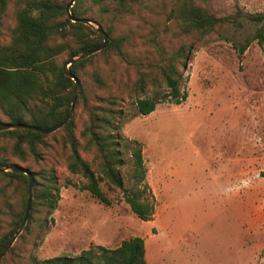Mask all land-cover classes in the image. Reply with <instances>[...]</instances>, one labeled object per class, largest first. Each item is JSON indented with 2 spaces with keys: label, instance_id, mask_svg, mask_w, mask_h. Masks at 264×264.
Returning <instances> with one entry per match:
<instances>
[{
  "label": "rangeland",
  "instance_id": "rangeland-1",
  "mask_svg": "<svg viewBox=\"0 0 264 264\" xmlns=\"http://www.w3.org/2000/svg\"><path fill=\"white\" fill-rule=\"evenodd\" d=\"M171 6L172 0H140L130 13L117 16L90 5L91 22L122 38V54H98L78 73L90 104L116 96L122 109L120 140L140 144L142 198L153 206L149 220L138 219L121 191L104 181L99 186L110 203L98 202L82 187L85 179L65 169L66 148L47 137L42 164L55 169L59 199L48 213L41 209L28 218V209L27 232L24 225L22 238L16 236L13 251L0 264L76 255L97 244L112 248L135 235L145 243L146 264H264V177L259 175L264 170V39L260 44L252 39L260 23L248 19L264 16V0H207V10L221 21L202 36L181 33ZM14 7L11 0L1 17L2 41L14 23ZM180 42H192L180 70L182 99L161 97L163 87L132 94L139 73ZM67 58L62 52L55 60L61 65ZM93 70L103 85L92 81ZM142 97L156 101L146 115L135 110V99ZM75 101L76 94L70 117L77 134L86 112ZM0 153L35 168L29 158L22 162L10 155L7 140H0ZM80 155L90 160V153L80 150ZM122 157L127 186L129 149ZM14 205V193L0 189V232Z\"/></svg>",
  "mask_w": 264,
  "mask_h": 264
},
{
  "label": "trees",
  "instance_id": "trees-1",
  "mask_svg": "<svg viewBox=\"0 0 264 264\" xmlns=\"http://www.w3.org/2000/svg\"><path fill=\"white\" fill-rule=\"evenodd\" d=\"M11 0H0L1 17ZM14 23L8 30L7 40H0V111L2 124H29L48 128L59 122L66 114L73 82L66 77L55 57L66 52L72 56L97 46L101 35L90 25L67 18L62 0H13ZM140 0H74L69 11L73 17L95 21L89 14L90 5L100 11L111 10L121 16L132 11ZM88 2V6L84 3ZM207 0H172L171 11L178 19L181 33H194L196 36L212 30L221 18L209 12ZM250 21L260 23L252 34L260 44L263 39L264 16L251 15ZM96 24V23H95ZM107 34V42L99 51L74 60L68 65L69 71L78 79L79 71L98 54L112 52L121 56L122 38L112 36L111 30L102 27ZM246 43L239 46L243 51ZM192 47V42H180L165 57L155 64H148L146 71L140 72L132 83V94H142L145 87H163L161 97L182 99L179 90L180 70ZM91 78L97 85H103L100 73L93 70ZM97 104L87 101L83 88L77 87L75 103L86 112V119L75 134L72 117L52 133L42 134L25 128L0 130V140L9 141V153L19 161L29 158L35 168L25 165L32 176L29 216L43 209L50 212L57 204L58 178L55 169L42 164L43 149L48 145L46 138L59 142L66 148L65 169L85 179L82 186L98 202L109 204L110 200L101 190L99 183L104 181L108 188L121 191L129 210L140 220H149L153 206L142 198L145 191L144 164L137 140L121 141L117 133L118 120L122 109L114 95L97 97ZM156 101L150 97L135 99L137 114L146 115L154 109ZM129 149L131 169L124 185L121 167L124 164L122 153ZM80 150L90 153V160L80 155ZM17 164L0 153V167ZM20 165V164H18ZM22 166V165H21ZM93 166V167H92ZM264 177V170L259 172ZM27 176L21 172L1 171L0 189L10 190L15 195V205L7 211V221L0 232V250L9 241L21 223L26 202ZM27 223L23 232H27ZM21 232L18 237L22 238ZM13 251L12 246L7 250ZM30 264H146L143 239L130 236L108 248L95 245L81 249L76 255H57L43 259H32Z\"/></svg>",
  "mask_w": 264,
  "mask_h": 264
},
{
  "label": "water",
  "instance_id": "water-1",
  "mask_svg": "<svg viewBox=\"0 0 264 264\" xmlns=\"http://www.w3.org/2000/svg\"><path fill=\"white\" fill-rule=\"evenodd\" d=\"M73 1L74 0H68V2L64 6V10H65L67 18H69L71 21H79V22H82L84 24L93 25V28L101 35L102 40L97 46L93 47L92 49H90L88 51L69 56L61 64V69H62L63 74L66 77H69L73 82V87H72L71 96H70V103H69V107H68L66 114L64 115V117L59 122H57L56 124H54L48 128H39V127L29 125V124H9V123H7V124L0 125V130L11 129V128H25V129H30L33 131H38L42 134H47V133L53 132L54 130L59 128L61 125H63L69 119V117L72 113V110H73V106H74V98H75V94H76L77 87H78V79L69 71L68 65L71 62H73L74 60L83 58L89 54H92L94 52L99 51L100 49H102L105 46V44L107 42V34L103 31V29L101 28L100 25L95 24V23L91 22L90 20H87L86 18H76V17L72 16V14L69 11V8H70L71 4L73 3ZM1 171L21 172L27 176V184H26V202H25V207H24V212H23L21 223L18 226V228L16 229V231L13 233V235L11 236L9 241L0 250V258H2V256L5 255V253L9 249V247L12 245L14 239L20 233L23 226L25 225L27 213H28V209H29L30 198H31V188H32L31 173L24 166H21L18 164H13L10 166L0 167V172Z\"/></svg>",
  "mask_w": 264,
  "mask_h": 264
},
{
  "label": "crops",
  "instance_id": "crops-1",
  "mask_svg": "<svg viewBox=\"0 0 264 264\" xmlns=\"http://www.w3.org/2000/svg\"><path fill=\"white\" fill-rule=\"evenodd\" d=\"M143 247H144V259H145V262H146V258H145V243L143 241Z\"/></svg>",
  "mask_w": 264,
  "mask_h": 264
}]
</instances>
